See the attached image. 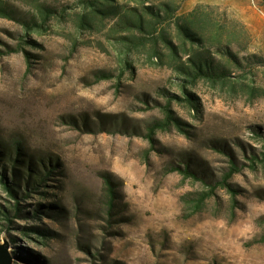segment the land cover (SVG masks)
Instances as JSON below:
<instances>
[{
    "label": "rangeland",
    "instance_id": "obj_1",
    "mask_svg": "<svg viewBox=\"0 0 264 264\" xmlns=\"http://www.w3.org/2000/svg\"><path fill=\"white\" fill-rule=\"evenodd\" d=\"M0 1L57 11L28 36L0 17V179L17 192L0 180V210L21 209L0 213V245L13 264H264V0H186L179 16L199 9L242 61L188 86L192 105L168 97L188 98L145 49L119 78L114 20L84 30L74 0ZM232 161L234 193L218 185Z\"/></svg>",
    "mask_w": 264,
    "mask_h": 264
},
{
    "label": "trees",
    "instance_id": "obj_2",
    "mask_svg": "<svg viewBox=\"0 0 264 264\" xmlns=\"http://www.w3.org/2000/svg\"><path fill=\"white\" fill-rule=\"evenodd\" d=\"M74 2L77 8L86 11L82 12L78 19L81 29L93 30L98 22L108 19L115 21L114 34H116L118 44L122 47L119 57L121 67L119 78H123L126 72L134 69L132 58L139 54L142 49L149 52L151 59L155 58L161 64L167 63L169 68L178 74L179 86L188 98H180L167 92L168 97L179 98L181 101L189 102L192 105L194 94L189 92L188 86L196 85L199 81L219 83L229 80L232 62L242 67V61L228 46L223 44L221 36L209 35L206 32L209 25L200 17L199 9L192 12L187 18L179 16L186 0H130L129 2L121 0H74ZM36 8L37 12L30 17H24L14 4L8 1H0V17L21 23L26 31L25 36L39 34L45 29L46 23L53 18V15L57 14V11L47 4L38 3ZM169 28L173 32H168ZM172 33L174 37H172ZM208 43L216 47V52L220 54H212L203 47L207 46ZM113 75L111 72L106 74V77ZM170 106V102L163 106L166 118L173 121L181 129L182 122L173 116ZM21 151V148L17 149L18 157L21 156ZM251 160V166L255 165L256 159L251 158ZM172 171L187 176H192L191 174L196 176L189 168L174 167ZM240 171L241 168L235 161H232L229 172L224 175L218 185L228 188L232 193L236 192L230 183V179ZM0 180L7 192L12 197H16L17 192L14 186L9 185L5 177ZM216 187L215 185L211 192L200 194L201 197L197 201L205 203L212 198ZM109 190L112 192L111 188ZM16 204L15 210L1 209L2 218L8 222H13L11 215L17 216L21 212L20 202ZM27 230L46 236L39 228ZM25 235L28 236L29 234L25 233Z\"/></svg>",
    "mask_w": 264,
    "mask_h": 264
},
{
    "label": "water",
    "instance_id": "obj_3",
    "mask_svg": "<svg viewBox=\"0 0 264 264\" xmlns=\"http://www.w3.org/2000/svg\"><path fill=\"white\" fill-rule=\"evenodd\" d=\"M0 264H13L7 245H0Z\"/></svg>",
    "mask_w": 264,
    "mask_h": 264
}]
</instances>
